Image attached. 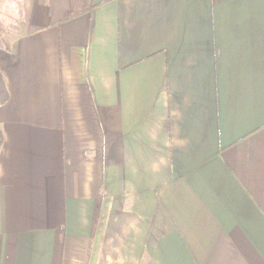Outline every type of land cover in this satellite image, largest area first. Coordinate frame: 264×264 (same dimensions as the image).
<instances>
[{"label":"crops","instance_id":"0c3cea01","mask_svg":"<svg viewBox=\"0 0 264 264\" xmlns=\"http://www.w3.org/2000/svg\"><path fill=\"white\" fill-rule=\"evenodd\" d=\"M8 1L0 264H264V0Z\"/></svg>","mask_w":264,"mask_h":264},{"label":"trees","instance_id":"16d2710c","mask_svg":"<svg viewBox=\"0 0 264 264\" xmlns=\"http://www.w3.org/2000/svg\"><path fill=\"white\" fill-rule=\"evenodd\" d=\"M83 11L82 7H76L72 11L66 13L64 15V19H69L71 17L77 16ZM17 35L12 33L11 31L7 30L5 27L2 26L0 22V49L3 50H10L12 43L16 39ZM8 98V89L5 84L4 78L2 73L0 72V105L4 104ZM2 133L0 131V148L2 145Z\"/></svg>","mask_w":264,"mask_h":264},{"label":"rangeland","instance_id":"374dc122","mask_svg":"<svg viewBox=\"0 0 264 264\" xmlns=\"http://www.w3.org/2000/svg\"><path fill=\"white\" fill-rule=\"evenodd\" d=\"M2 1L3 0H0V3H2ZM10 1H12V0H9L8 4ZM11 7H12V5H11ZM11 7H10V9H12ZM1 17L2 18H0V22H1L2 26L5 27L7 30L11 31L12 33L16 34V31L14 30L15 28H13V25H14L15 21L19 19V15L15 14V13L1 14Z\"/></svg>","mask_w":264,"mask_h":264}]
</instances>
